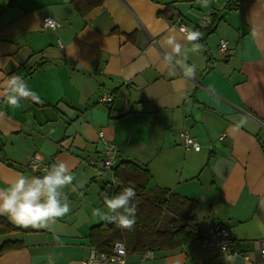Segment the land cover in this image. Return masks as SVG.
Segmentation results:
<instances>
[{
    "label": "crops",
    "instance_id": "obj_1",
    "mask_svg": "<svg viewBox=\"0 0 264 264\" xmlns=\"http://www.w3.org/2000/svg\"><path fill=\"white\" fill-rule=\"evenodd\" d=\"M203 3L0 0V190L18 175H44L27 166L32 158L62 160L74 176L62 190L71 211L51 230L18 225L0 236L24 242L0 264H48L49 256L83 264L95 248L91 228L106 220L94 211L108 212L99 199L109 181L101 133L119 146L116 168L129 163L125 155L150 169L149 189L194 198L200 229L229 227L239 251L228 258L195 240L157 251L154 264H264L256 246L264 239V0ZM46 16L60 25L45 26ZM181 24L200 32L198 51ZM169 39L187 49L178 63L164 60ZM184 65L195 67L194 79ZM11 75L39 99L9 106L2 93ZM104 91L114 94L111 103L100 101ZM185 129L200 150L185 147ZM87 182L94 183L90 201L82 195ZM127 262L140 264L141 253L128 252Z\"/></svg>",
    "mask_w": 264,
    "mask_h": 264
},
{
    "label": "trees",
    "instance_id": "obj_2",
    "mask_svg": "<svg viewBox=\"0 0 264 264\" xmlns=\"http://www.w3.org/2000/svg\"><path fill=\"white\" fill-rule=\"evenodd\" d=\"M115 177L135 188L133 203L137 208L136 222L132 230L121 229L107 220L94 225L90 232V242L97 250L111 252L114 243L119 240L126 244L127 252L141 254L149 249L156 253L195 240L204 241L212 227L206 233L200 229L196 216L197 201L194 198L181 196L167 187L149 189L153 178L150 169L134 160L119 164L115 169ZM109 183L112 182L109 180L105 183L103 191ZM120 192L121 189L113 187L114 196ZM19 230H22L21 227L0 215V236ZM23 246L24 242L19 239L0 241V256L10 249Z\"/></svg>",
    "mask_w": 264,
    "mask_h": 264
},
{
    "label": "clouds",
    "instance_id": "obj_3",
    "mask_svg": "<svg viewBox=\"0 0 264 264\" xmlns=\"http://www.w3.org/2000/svg\"><path fill=\"white\" fill-rule=\"evenodd\" d=\"M203 6H208V0H204ZM48 22L51 24V19H48ZM200 35L199 31H187V40L193 43V52L198 51L200 47L195 43ZM168 43L172 51L165 54L164 60L168 64L178 63L176 57L183 55L187 49L182 52V46L174 39H169ZM183 72L185 77L195 78L194 66L184 65ZM3 87V99L12 108H20L21 101L39 99L19 75L8 77ZM73 180L70 167L62 160L54 163L42 176L18 175L7 187L0 190V215H6L13 223L25 228L51 230L57 219L71 211L67 196L62 190L71 185ZM135 197L134 186L124 187L123 191L115 196L105 194L104 202L108 212L102 213L96 209L94 215L114 222L121 229L132 230L136 222L137 208L133 203ZM47 260L48 264H54L51 256L47 257Z\"/></svg>",
    "mask_w": 264,
    "mask_h": 264
},
{
    "label": "built area",
    "instance_id": "obj_4",
    "mask_svg": "<svg viewBox=\"0 0 264 264\" xmlns=\"http://www.w3.org/2000/svg\"><path fill=\"white\" fill-rule=\"evenodd\" d=\"M48 19H51L52 23L48 22ZM44 25L52 28H57L60 24L59 22L53 18L52 16H46L44 18ZM180 28L187 32L188 28L181 24ZM221 51L223 54L228 52V44L226 40L221 41ZM115 96L110 91H104L100 96V101L102 103H111L114 100ZM181 135L184 138V145L187 149H201V143L194 138L190 132L185 129L181 132ZM101 139L104 142V150H103V160L102 164L105 169V174L107 172L110 176V181L112 183V187H117L123 191L124 187L131 186L122 183L115 177V161L117 160L119 146L114 142L105 138L104 134H100ZM53 162H38L37 159H31L28 161L27 166L31 168L35 172L46 173L47 170L53 165ZM235 241L234 234L232 230L221 224L216 223L209 230L206 238L203 241V246H214L220 248L226 257L234 258L239 255V251H237L233 244ZM257 249L264 256V239L256 240ZM127 248L126 244L123 241H116L113 246V250L111 252H101L96 248H93L88 257L82 260L83 264H128L127 262ZM244 257L249 258L246 254ZM155 252L153 250H146L141 254V263L140 264H154Z\"/></svg>",
    "mask_w": 264,
    "mask_h": 264
},
{
    "label": "rangeland",
    "instance_id": "obj_5",
    "mask_svg": "<svg viewBox=\"0 0 264 264\" xmlns=\"http://www.w3.org/2000/svg\"><path fill=\"white\" fill-rule=\"evenodd\" d=\"M102 161H100V164H101ZM103 164H101L102 166ZM105 175V174H104ZM106 176V179H110V176H109V173L107 172V174L105 175ZM82 191H83V194L88 201H90V199L92 198V196L94 195V183L93 182H87V184H85L83 187H82ZM100 199V197H99ZM70 205V204H69ZM105 208H107V205L105 204Z\"/></svg>",
    "mask_w": 264,
    "mask_h": 264
},
{
    "label": "water",
    "instance_id": "obj_6",
    "mask_svg": "<svg viewBox=\"0 0 264 264\" xmlns=\"http://www.w3.org/2000/svg\"><path fill=\"white\" fill-rule=\"evenodd\" d=\"M121 161H122V162H130V161H132V159L129 158V157H127V156H125V155H122ZM105 194H110V195L114 196V195H113V187H112V184L109 183V184L107 185L105 191L102 192L101 195H100V200H101L104 204H105V202H104V195H105ZM109 222H112V221L109 220Z\"/></svg>",
    "mask_w": 264,
    "mask_h": 264
}]
</instances>
